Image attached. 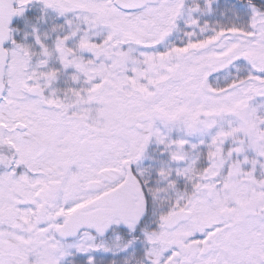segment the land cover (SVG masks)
I'll return each mask as SVG.
<instances>
[{
	"label": "snow or ice",
	"instance_id": "1",
	"mask_svg": "<svg viewBox=\"0 0 264 264\" xmlns=\"http://www.w3.org/2000/svg\"><path fill=\"white\" fill-rule=\"evenodd\" d=\"M0 264H264V0H0Z\"/></svg>",
	"mask_w": 264,
	"mask_h": 264
}]
</instances>
